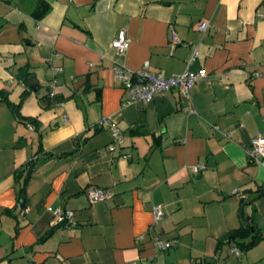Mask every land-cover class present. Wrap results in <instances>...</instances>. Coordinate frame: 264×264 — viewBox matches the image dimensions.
<instances>
[{"label":"crops","instance_id":"crops-1","mask_svg":"<svg viewBox=\"0 0 264 264\" xmlns=\"http://www.w3.org/2000/svg\"><path fill=\"white\" fill-rule=\"evenodd\" d=\"M39 1L37 19L36 0H0V264H264V197L245 208L261 240L237 256L222 241L239 226L233 190L264 185V160L246 157L264 138V0ZM120 30L123 54L111 47ZM114 63L206 77L186 95L124 104ZM49 66L61 69L56 105L45 98ZM195 165L204 170L193 175ZM91 188L111 196L89 205ZM48 208L73 224L40 241L56 226ZM156 240L175 244L160 251Z\"/></svg>","mask_w":264,"mask_h":264},{"label":"built area","instance_id":"built-area-1","mask_svg":"<svg viewBox=\"0 0 264 264\" xmlns=\"http://www.w3.org/2000/svg\"><path fill=\"white\" fill-rule=\"evenodd\" d=\"M207 28L205 22H200L196 26L197 32H204ZM169 42L172 46L180 44L175 33L170 30L169 32ZM128 41L125 38L124 32L120 30L115 38L111 42L112 49L117 54H123L127 49ZM196 50L192 48L190 53V58L188 60V65L196 57ZM50 69V79L45 85L47 89L48 97H54V86L56 83V78L60 75L61 69L59 67L49 66ZM113 80L127 95V99L124 104H130L135 102L148 103L153 96L157 94H162L168 92L172 89H177L181 94L186 95L189 88L196 84L199 80L206 77L204 70L189 71L186 70L180 75H173L169 77H163L159 74H153L148 71L147 65L144 64L140 69L131 70L117 63L112 65ZM256 75V74H254ZM104 123L101 120L100 124ZM109 130L111 131L113 144L121 145L122 136L120 135L118 129L113 124H109ZM112 146H108V150H112ZM247 161L252 164H262L264 160V138L260 136H255L250 141L249 149L246 151ZM204 170L203 165H195L190 168V172L193 175L200 174ZM233 195H237L239 199H243L244 195L233 190ZM110 193L101 188H91L86 190L85 198L89 205L96 202L105 201L110 198ZM47 211L51 214L53 218V223L69 225L73 224L71 220L72 213L67 210H62L59 208L50 209ZM24 211H22L23 213ZM152 225H155L162 217V213L158 207L152 208ZM148 232L151 231V227L148 228ZM154 246L157 250L165 251L174 246V241H154ZM231 255H239L237 248L233 247L229 252Z\"/></svg>","mask_w":264,"mask_h":264},{"label":"trees","instance_id":"trees-1","mask_svg":"<svg viewBox=\"0 0 264 264\" xmlns=\"http://www.w3.org/2000/svg\"><path fill=\"white\" fill-rule=\"evenodd\" d=\"M45 12V8L43 4L39 1L36 0V6L33 12V17L39 18L43 13ZM17 79L26 86L28 89H31V84H30V74L28 73L27 68H21L17 71L16 74ZM25 92L22 93L21 97L25 96ZM45 98L50 102L52 105H56L61 102L58 98H50L46 94ZM12 110L15 111L17 114L16 108L11 106ZM18 117V115H17ZM20 119V118H19ZM28 121L29 123L33 124L32 121L30 120H25ZM32 167V163H27L25 165L26 170V175L30 171ZM244 195V194H243ZM249 197L247 195H244L243 199H239V203L237 206V218L239 221V226L236 229H233L229 231L222 239L226 244H231L233 247L237 248L238 251L244 252L254 245H256L260 240H261V234L259 230L255 227L254 220H253V215L251 211L250 214H247L245 211L246 207H252V203L259 199L264 197V185H261L255 189V191L249 193ZM59 226H63V224H56L55 227H52L49 231L46 232L45 235L40 239L42 241L46 237H48L51 232L54 230V228H57Z\"/></svg>","mask_w":264,"mask_h":264}]
</instances>
